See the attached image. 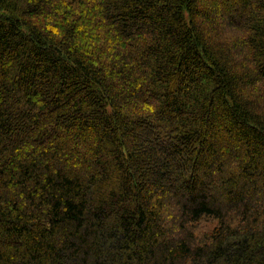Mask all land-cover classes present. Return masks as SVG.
<instances>
[{
	"label": "trees",
	"instance_id": "obj_1",
	"mask_svg": "<svg viewBox=\"0 0 264 264\" xmlns=\"http://www.w3.org/2000/svg\"><path fill=\"white\" fill-rule=\"evenodd\" d=\"M0 264H264V0H0Z\"/></svg>",
	"mask_w": 264,
	"mask_h": 264
},
{
	"label": "rangeland",
	"instance_id": "obj_2",
	"mask_svg": "<svg viewBox=\"0 0 264 264\" xmlns=\"http://www.w3.org/2000/svg\"><path fill=\"white\" fill-rule=\"evenodd\" d=\"M217 222L215 220H203L199 222L195 228V233L197 236L202 237L204 234L210 232Z\"/></svg>",
	"mask_w": 264,
	"mask_h": 264
}]
</instances>
